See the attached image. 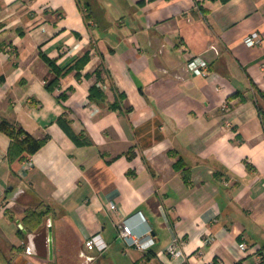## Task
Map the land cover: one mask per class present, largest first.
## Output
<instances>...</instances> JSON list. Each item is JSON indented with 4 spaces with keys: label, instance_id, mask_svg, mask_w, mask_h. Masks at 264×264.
<instances>
[{
    "label": "crops",
    "instance_id": "obj_1",
    "mask_svg": "<svg viewBox=\"0 0 264 264\" xmlns=\"http://www.w3.org/2000/svg\"><path fill=\"white\" fill-rule=\"evenodd\" d=\"M257 90L264 0H0V121L44 139L11 162L0 130V264H264Z\"/></svg>",
    "mask_w": 264,
    "mask_h": 264
},
{
    "label": "built area",
    "instance_id": "obj_2",
    "mask_svg": "<svg viewBox=\"0 0 264 264\" xmlns=\"http://www.w3.org/2000/svg\"><path fill=\"white\" fill-rule=\"evenodd\" d=\"M262 41H263V37L261 33L257 30L250 31L243 38V42L247 46H257L261 44ZM189 65L191 67V70L195 74L203 75V76L204 75L206 76L208 74L207 61H205V59L201 56L190 57ZM224 106H226V103L224 104ZM29 165H30V161H27L26 166ZM110 207L115 209L116 205L114 203H111ZM119 236L124 239H128L129 243L142 249L149 248L155 242L154 238L151 236V233H147L146 235H135L132 231L131 226L126 223L121 224L119 228ZM85 245L88 249L97 250L99 252H103L108 246L107 242L103 239L100 233H94L89 237H87L85 239ZM239 248L242 251H246L248 250V245L246 242L242 241L239 243ZM166 250L173 257H179L182 253L181 248L179 247V244L176 241L171 242L167 246ZM256 258L257 259L255 264H260L261 256L257 254ZM205 264H223V263L218 260H213Z\"/></svg>",
    "mask_w": 264,
    "mask_h": 264
},
{
    "label": "trees",
    "instance_id": "obj_3",
    "mask_svg": "<svg viewBox=\"0 0 264 264\" xmlns=\"http://www.w3.org/2000/svg\"><path fill=\"white\" fill-rule=\"evenodd\" d=\"M89 98L91 101L100 104L105 101V94L98 86L93 85L89 91ZM255 100L264 129V92L257 90ZM0 130L6 133L11 139L7 152V157L11 162L15 159L22 160L31 156L42 146L44 142V139L34 137L21 125L9 122L5 119L0 121ZM39 208L40 206L26 214L34 221L35 226H38L46 216V213Z\"/></svg>",
    "mask_w": 264,
    "mask_h": 264
},
{
    "label": "water",
    "instance_id": "obj_4",
    "mask_svg": "<svg viewBox=\"0 0 264 264\" xmlns=\"http://www.w3.org/2000/svg\"><path fill=\"white\" fill-rule=\"evenodd\" d=\"M48 244H49V252H50V255H52L53 253V243H52V227L50 226L49 227V231H48Z\"/></svg>",
    "mask_w": 264,
    "mask_h": 264
},
{
    "label": "rangeland",
    "instance_id": "obj_5",
    "mask_svg": "<svg viewBox=\"0 0 264 264\" xmlns=\"http://www.w3.org/2000/svg\"><path fill=\"white\" fill-rule=\"evenodd\" d=\"M38 206H40L39 209H42V210L45 209V208H43V207H44L43 205H38ZM51 210H52V209H51ZM52 211H54V209H53ZM55 217H56V216H55ZM42 251H43V254L46 255V253H47V246H44Z\"/></svg>",
    "mask_w": 264,
    "mask_h": 264
}]
</instances>
